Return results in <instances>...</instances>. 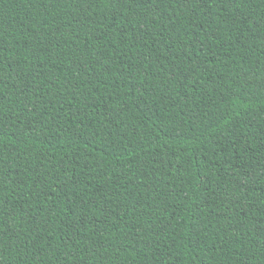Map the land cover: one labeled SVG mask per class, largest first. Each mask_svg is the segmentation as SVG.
<instances>
[{
	"label": "trees",
	"instance_id": "obj_1",
	"mask_svg": "<svg viewBox=\"0 0 264 264\" xmlns=\"http://www.w3.org/2000/svg\"><path fill=\"white\" fill-rule=\"evenodd\" d=\"M0 264H264V0H0Z\"/></svg>",
	"mask_w": 264,
	"mask_h": 264
}]
</instances>
